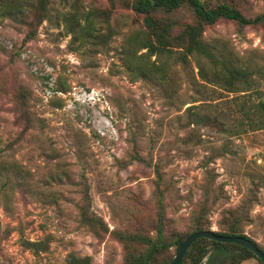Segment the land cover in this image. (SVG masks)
<instances>
[{"label": "rangeland", "instance_id": "obj_1", "mask_svg": "<svg viewBox=\"0 0 264 264\" xmlns=\"http://www.w3.org/2000/svg\"><path fill=\"white\" fill-rule=\"evenodd\" d=\"M200 1L264 13V0ZM126 4L0 0V161L25 172L0 175V264H126L143 250L135 237L185 234L202 205L216 231L243 201L244 234L264 246V128L249 125L264 105V23L218 20L202 27L204 51L147 56L124 44L141 23ZM172 18L195 23L186 8Z\"/></svg>", "mask_w": 264, "mask_h": 264}, {"label": "trees", "instance_id": "obj_2", "mask_svg": "<svg viewBox=\"0 0 264 264\" xmlns=\"http://www.w3.org/2000/svg\"><path fill=\"white\" fill-rule=\"evenodd\" d=\"M113 3L116 0H108ZM127 2V7L141 17L139 30L131 34L124 41L129 53L134 50H144L147 56H159L164 53L173 52L172 48H178L179 58L185 60L187 55L193 52L204 51L205 47L201 40V32L203 26H211L218 20H228L235 22L238 26H252L264 23V13L253 18H245L238 11H231L224 3H216L213 7L200 0H123ZM11 10V7H6ZM186 8L193 16L195 23L185 24L179 30L174 27L175 20L173 15L180 9ZM40 21L42 14H39ZM37 21V22H38ZM30 37V36H28ZM228 79L227 83H233L238 80L245 81V76L235 70L222 69ZM259 112L255 114V121L250 120L249 125L257 129L264 128V105L258 104ZM190 123L201 124L203 126L215 127L219 132H225V129L219 121L208 117L194 118ZM137 159V158H136ZM13 170L15 178L24 179L25 172L15 163L9 166L4 165L0 161V175L3 172ZM157 179L160 175L155 169ZM7 178V177H6ZM20 187L19 183L13 184ZM21 190H23L21 186ZM250 202L243 201L236 209L224 210L220 213L219 220L216 224V231L212 234L216 236L241 237L252 242L256 249L264 255V246H259L244 234L243 228L250 220L247 216V210ZM202 205L200 209L192 213L189 218L188 232L182 234L180 232H171L169 238L163 236L160 228L155 230L152 237H135L136 243L141 244L143 250L139 255L131 254L126 264H158L159 257L170 247L176 253L180 244L186 236L194 232L209 231L210 223L208 219V210ZM93 222V218H87ZM1 232V231H0ZM6 234V230H2ZM28 248L35 251H44L45 244L24 242ZM208 264H240L241 261L251 257L259 264H262L251 251L235 244H224L207 239H196L193 241L182 258L178 262L181 264L184 259H189L190 264H199L205 258ZM169 259L168 262H170ZM67 264H89L87 257L77 258L69 255Z\"/></svg>", "mask_w": 264, "mask_h": 264}, {"label": "water", "instance_id": "obj_3", "mask_svg": "<svg viewBox=\"0 0 264 264\" xmlns=\"http://www.w3.org/2000/svg\"><path fill=\"white\" fill-rule=\"evenodd\" d=\"M207 239L211 241H215L218 243H224V244H235L242 248H245L252 252V254L262 263L264 264V255L260 253L255 245L250 242L249 240L241 237H229V236H216L212 234V230L209 231H200V232H194L192 234H189L184 238L182 243L180 244L179 248L177 249L176 253L171 258V261L169 264H178L180 259L182 258L184 252L188 248V246L195 241L196 239Z\"/></svg>", "mask_w": 264, "mask_h": 264}]
</instances>
